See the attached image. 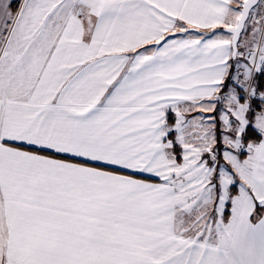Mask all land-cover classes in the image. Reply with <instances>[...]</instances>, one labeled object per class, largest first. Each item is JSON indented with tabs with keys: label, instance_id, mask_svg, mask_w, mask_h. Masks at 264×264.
Returning <instances> with one entry per match:
<instances>
[{
	"label": "snow or ice",
	"instance_id": "6c2138e0",
	"mask_svg": "<svg viewBox=\"0 0 264 264\" xmlns=\"http://www.w3.org/2000/svg\"><path fill=\"white\" fill-rule=\"evenodd\" d=\"M0 264H264V0H0Z\"/></svg>",
	"mask_w": 264,
	"mask_h": 264
}]
</instances>
